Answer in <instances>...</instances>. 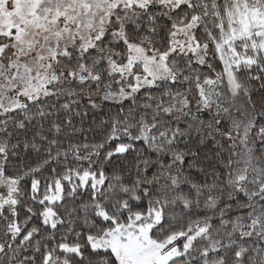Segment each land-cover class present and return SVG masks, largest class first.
I'll list each match as a JSON object with an SVG mask.
<instances>
[{
	"label": "snow or ice",
	"instance_id": "6c2138e0",
	"mask_svg": "<svg viewBox=\"0 0 264 264\" xmlns=\"http://www.w3.org/2000/svg\"><path fill=\"white\" fill-rule=\"evenodd\" d=\"M0 264H264V0H0Z\"/></svg>",
	"mask_w": 264,
	"mask_h": 264
}]
</instances>
